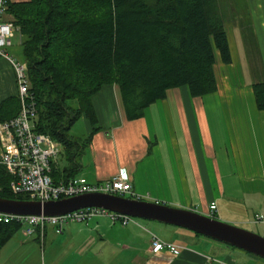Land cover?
<instances>
[{
    "label": "crops",
    "instance_id": "1",
    "mask_svg": "<svg viewBox=\"0 0 264 264\" xmlns=\"http://www.w3.org/2000/svg\"><path fill=\"white\" fill-rule=\"evenodd\" d=\"M21 1L27 0H8ZM3 20L11 21V17L5 13ZM260 26L263 28L264 24ZM229 33L233 39L236 33L227 28L232 62L224 65L216 61L218 87L212 94L194 98L186 87L170 89L164 99L144 109L139 118L128 120L118 88L103 86L92 97L96 127L81 117L86 120L84 138L97 130L77 158L73 176L100 183L124 169L141 200L204 215L214 202L218 220L254 225L252 216L264 213V111L255 106L252 85L264 82V47L256 51L250 46L251 53L244 47L241 59L240 52L231 49ZM17 39L21 45V36ZM12 47L11 44L7 49L10 56L15 54ZM16 95L14 72L0 58V102ZM52 163L59 172L54 174L59 182L72 176L64 172L68 164L62 156ZM145 227L139 222L122 226L106 216H97L87 223H68L60 234L49 227L44 229L42 239L36 236L41 242L42 256L45 253L53 256L49 264H57L56 247L63 243L77 254L90 255L75 264H210V257L222 260L220 253L226 252L180 231L153 227L163 235L179 237L182 242L157 237L179 246L180 254L173 257L165 250L153 253V236ZM11 241L13 237L0 251ZM12 246L18 250L26 246L36 249L34 243L25 241H15ZM223 260L232 258L227 255ZM243 264H264V261L250 256L244 258Z\"/></svg>",
    "mask_w": 264,
    "mask_h": 264
},
{
    "label": "trees",
    "instance_id": "2",
    "mask_svg": "<svg viewBox=\"0 0 264 264\" xmlns=\"http://www.w3.org/2000/svg\"><path fill=\"white\" fill-rule=\"evenodd\" d=\"M223 5L221 0H7L5 13L22 38L35 131L59 145L68 164L64 172L72 175L60 182L74 177L77 158L97 130L83 139L69 134L81 117L96 127L92 97L103 86L118 88L128 120L139 118L170 89L186 87L194 98L217 91L216 61L232 62ZM252 91L256 108L264 111V82L254 83ZM19 106L17 95L1 101L0 123L15 117ZM54 171L51 162L50 175L58 183ZM9 183L0 166V198L28 200L13 194ZM19 229L14 222L0 223V249Z\"/></svg>",
    "mask_w": 264,
    "mask_h": 264
},
{
    "label": "built area",
    "instance_id": "3",
    "mask_svg": "<svg viewBox=\"0 0 264 264\" xmlns=\"http://www.w3.org/2000/svg\"><path fill=\"white\" fill-rule=\"evenodd\" d=\"M7 0H0V58L11 66L17 85L19 99L18 114L0 123V166L10 177L9 187L15 195H26L28 200L41 202L58 201L89 193H102L131 199H139L133 191L129 174L119 169L111 178L100 183H90L83 177L74 176L65 182L55 183L51 177V162L60 154L59 145L48 135L35 131L37 112L35 103L29 93V80L26 64L17 62L7 52L19 28L11 21L5 22ZM217 211L216 203H211L206 216L212 218ZM106 216L112 223L122 226L134 222L130 217L111 213L97 208L77 210L62 216H19L0 214V223L14 222L23 229L26 237L38 234L43 238L45 225L55 228L57 234L62 233L68 223H87L94 217ZM253 224L264 225V213L254 214ZM153 253L168 251L173 257L180 254V247L164 242L153 236L151 239ZM210 264H236L233 261L209 258Z\"/></svg>",
    "mask_w": 264,
    "mask_h": 264
},
{
    "label": "water",
    "instance_id": "4",
    "mask_svg": "<svg viewBox=\"0 0 264 264\" xmlns=\"http://www.w3.org/2000/svg\"><path fill=\"white\" fill-rule=\"evenodd\" d=\"M86 208L102 209L184 229L264 260V237L192 210L102 193L82 194L47 202L0 198V214L5 215L52 217Z\"/></svg>",
    "mask_w": 264,
    "mask_h": 264
},
{
    "label": "rangeland",
    "instance_id": "5",
    "mask_svg": "<svg viewBox=\"0 0 264 264\" xmlns=\"http://www.w3.org/2000/svg\"><path fill=\"white\" fill-rule=\"evenodd\" d=\"M221 3L225 4L222 6L227 12V19H226V29L229 28V31H234L236 34L233 36L229 33L230 38V46L232 51L240 52V58H244L243 51L244 47L245 50H248V53H251L250 46H253L256 51L263 50L262 47H264V41L262 39V36L264 34V27L262 28L260 24H264V0H221ZM233 27V28H232ZM234 29V30H232ZM259 35V38L257 36ZM20 35L19 33L15 34L14 39L12 40V50H14L15 54L12 55V57L19 63H23V56H22V49L21 45L19 44V40L17 37ZM21 36V35H20ZM248 57H250V54H247ZM251 65V64H250ZM249 72V69H248ZM69 104L72 106H76L75 101H69ZM83 121H86L84 118H80L77 123L74 125V127L69 132L70 136L74 137L75 139H82L86 136L85 132V124ZM126 198V197H125ZM139 200V199H138ZM141 200V199H140ZM134 222H139L140 224L145 225V230L150 232V237H160L164 240L169 241H175L180 242L179 237H170L167 235H163L162 233L156 231L153 227H162L164 229L172 230L173 232H179L184 233L185 236L193 237L200 239L202 241H208L213 243L214 245L221 247L226 252H221L220 257L222 260L229 255L232 258V261H236L237 264H243L244 258L250 257L252 255H249L241 250L232 248L228 245H225L223 243L217 242L215 240H211L202 236H196L194 233L176 228L173 226L157 223V222H150L146 220H140L131 218ZM232 224V223H230ZM234 225V224H232ZM235 226L249 230L255 234L260 235L261 237H264V225L262 224H254V225H237ZM53 227L51 225L46 224L45 228ZM23 229H19L14 235H13V241L10 242V244L7 245L5 249L0 251V264H49L50 263V257L48 253H45L44 257L42 256V247L40 246L39 240L37 239L36 235H33L31 237H26L22 233ZM166 234V233H164ZM170 235V234H169ZM36 239L37 241H35ZM15 241H19L20 243L22 241H25L27 243H34L35 248H29L28 246L24 248L15 249L11 245L15 244ZM65 243L62 245H59L56 247L57 254H56V262L57 264H75L77 260L79 259L81 261V258L87 257L90 258V255L83 256L81 254H77L75 251H72L68 246H64ZM11 247V248H10ZM48 247V243H47ZM55 247V246H54ZM1 250V249H0ZM36 250V251H35ZM254 257V256H252ZM256 258V257H255ZM261 261H264L263 259L256 258ZM49 262V263H48ZM56 264V263H55Z\"/></svg>",
    "mask_w": 264,
    "mask_h": 264
}]
</instances>
